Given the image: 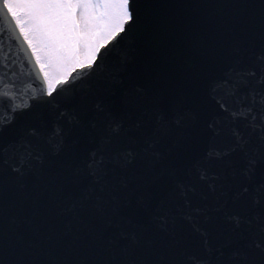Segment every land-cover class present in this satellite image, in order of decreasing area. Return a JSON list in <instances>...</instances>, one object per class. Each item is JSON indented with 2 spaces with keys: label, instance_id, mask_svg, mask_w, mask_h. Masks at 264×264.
<instances>
[{
  "label": "snow or ice",
  "instance_id": "1",
  "mask_svg": "<svg viewBox=\"0 0 264 264\" xmlns=\"http://www.w3.org/2000/svg\"><path fill=\"white\" fill-rule=\"evenodd\" d=\"M0 18V264H264V0Z\"/></svg>",
  "mask_w": 264,
  "mask_h": 264
},
{
  "label": "water",
  "instance_id": "2",
  "mask_svg": "<svg viewBox=\"0 0 264 264\" xmlns=\"http://www.w3.org/2000/svg\"><path fill=\"white\" fill-rule=\"evenodd\" d=\"M6 24V21H4L2 18H0V29H2Z\"/></svg>",
  "mask_w": 264,
  "mask_h": 264
}]
</instances>
